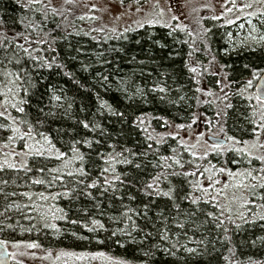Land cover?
<instances>
[{
	"label": "trees",
	"instance_id": "trees-1",
	"mask_svg": "<svg viewBox=\"0 0 264 264\" xmlns=\"http://www.w3.org/2000/svg\"><path fill=\"white\" fill-rule=\"evenodd\" d=\"M43 6L44 2L29 9L21 7L17 0H0V34L7 33L8 39L13 41L7 46V52L0 47V61H3L0 64V72L5 70V66L11 71L21 67L28 70L36 86L30 90V102L26 106L24 118L30 119L34 124L37 119L41 120L42 124H38L36 130L46 133L57 148L71 156L70 147L73 141L93 142L91 148L84 144L78 145L85 156L84 163L89 174L82 179L87 184L99 179L100 184L94 189L81 186L71 198L60 196L56 200L45 202L37 199L39 193L49 195L65 190L59 184L48 188L46 185L31 183L33 178L47 179V173L42 177L36 171L25 173L7 169L0 172V180L8 181L6 185L0 184V188H3L0 193V212L4 213L0 216V228H3V231H0V240L37 241L42 250L104 252L107 257L130 264H264V241L259 239L264 238V220L254 218L245 209L234 206L233 214L238 210L245 211L248 222L238 220L237 223L241 224L239 229L228 221L223 227L216 228L213 223H205L206 218L200 213L190 216L189 213L195 208L188 201H172L154 194L146 196L141 191L153 176L164 171L153 165L162 163L159 157L171 156L173 148L180 151L184 160L192 159L189 153L178 147V139H173L175 133L170 129L178 124L190 123L193 112L198 111L202 117L215 115V104L202 103L197 106L196 100L193 99L201 94L194 92L197 84L188 67L205 66L210 60L208 57L215 56L219 64L229 66L226 71L239 83L250 78L253 69H264V47H240L233 50L224 37L221 28L223 23L209 16L202 20L203 27L210 29L206 41L209 47L205 50L204 45L196 38L197 34L192 33L190 36L187 29L180 31L172 25L145 23L143 27L126 28L128 31H109L91 27L86 18L78 19L84 16L82 13L65 19L64 16L53 15L49 10L45 19ZM36 8L42 10L37 12ZM29 21L36 26L35 30L26 27ZM262 28L264 29V25ZM17 33L22 35L17 36ZM24 37H28V40ZM194 39L195 47L199 48V51H193L189 47ZM37 40L46 42L36 43ZM17 44L29 47L32 55L38 57L37 61L34 62L21 53L16 47ZM190 51L193 52L192 57L188 56ZM13 53H16V58L22 60L21 65L8 64L5 57L10 59ZM53 57L56 61L52 68L40 67L42 60L50 61ZM57 64L61 67H56ZM245 65L248 67L245 68ZM103 77H107V81H104ZM217 79V76L205 73L200 86L204 84L205 90H215ZM157 85L166 86L167 93L151 91ZM137 88L143 89L142 96L136 93ZM49 89L62 96L63 107L52 108V103L55 102L50 103L52 91ZM161 95L166 98L161 100ZM180 96L186 99L180 101ZM201 99L215 100L213 96H201ZM169 100L177 102L169 103ZM102 102H106L117 113H123V118L101 109ZM229 102L233 107L227 109L226 115L219 117L224 121L227 134L236 138H250L252 125L249 123V102L238 96H232ZM68 104H71L70 109ZM50 110L55 111L56 115L46 117L45 113ZM9 111L13 116L20 118L21 114L11 109ZM142 115L146 117V122L143 126H138L137 117ZM165 120L169 122L167 125H164ZM80 121L89 122L90 125L99 124L100 128L85 129ZM144 127H147L153 136L165 134L166 143L156 145L147 140L148 133L143 131ZM169 133L172 135H167ZM9 134L0 130V138H6ZM149 143L153 144V148L147 157H130L133 159L132 164H115L116 173L121 175L123 184L113 180L115 190L103 185L101 172L103 168L108 167L105 160L109 154L121 152L124 148L139 154L147 150ZM21 147L17 142V151ZM39 159L30 162L33 169L39 166ZM223 159L218 154L209 153L203 161L196 160L194 163H202L205 167L210 164L219 165V162H226L227 166L232 163L229 155H225ZM235 159L240 160L238 156ZM245 163L239 165L248 167ZM44 164L53 168L57 167L60 161L53 159L44 161ZM135 164H141V168L137 169ZM76 166H79V162ZM252 167L259 168V161H255ZM184 170L192 169L186 165ZM104 175L112 178L111 172ZM170 181L171 186L179 190V196H183L188 190V184L183 177H170ZM65 184L67 188L76 187L69 177H65ZM169 186L167 181H162L160 185L165 191ZM105 187H108L106 193ZM84 191H90L92 197L82 195ZM12 192H30L33 194V200L19 195H8ZM130 196L135 199H129ZM12 203L55 205L67 212V220L55 221L60 229L57 233L56 230L43 228L34 211L23 207H13L5 211V206ZM173 203H178L180 208L173 207ZM256 203L264 201L257 197L255 203L248 206L253 212L260 211L255 207ZM146 204L148 209L145 216ZM202 207L204 211L213 210L211 204ZM129 209L132 211L129 212ZM123 212H128L138 225L139 230L133 232L135 242L121 233L112 235L117 228H124L126 223L128 230H131L130 222L121 216ZM25 215L33 219H25ZM110 217L119 219L112 220ZM90 218L100 220L104 228L89 232L84 225L91 226ZM72 220L79 223L72 224ZM178 223L184 224V227H178ZM7 224L12 227H6ZM33 225L36 227L33 228ZM224 227L228 228V240L224 239ZM165 230L168 239L161 240L160 235ZM146 233L151 235L145 238ZM202 240L205 243H198ZM172 244L177 245L174 249L177 253L175 256L164 250ZM154 245L158 247H153ZM180 246L197 248L198 254L186 253ZM149 250L153 254L146 256L145 252ZM225 257L229 259L226 261Z\"/></svg>",
	"mask_w": 264,
	"mask_h": 264
},
{
	"label": "snow or ice",
	"instance_id": "snow-or-ice-1",
	"mask_svg": "<svg viewBox=\"0 0 264 264\" xmlns=\"http://www.w3.org/2000/svg\"><path fill=\"white\" fill-rule=\"evenodd\" d=\"M124 0H122V3ZM134 3L137 4L136 11L139 12L142 10L141 5L148 2V0H133ZM226 4L231 3V8H226V12L231 13L236 8V0H225ZM17 3L21 4V7H26L31 9L34 5H38L42 3V0H27V3H22V0H17ZM75 0H65V4H74ZM258 3L264 5V0H258ZM150 7L159 11L156 12L157 17H163L165 11L163 8H159V0H155V3H150ZM95 9V5L91 6ZM204 7H207L205 5ZM253 8L252 3H245L239 11L241 13L245 12V9ZM37 12L41 11V8L35 9ZM51 11L53 15H63L64 11H68V9L58 10L55 7L49 9L47 5L43 6V12L45 19H47V12ZM168 11L171 12V7L168 8ZM247 16H255L256 12H247ZM262 17V23H264V12L260 13ZM67 17H65L66 19ZM90 19H97V17L92 16ZM220 16H212L211 19L219 20ZM78 19H85V16H80ZM172 20L179 19L178 16L173 15L171 17ZM239 19V17H237ZM228 24L234 23L232 20L226 21ZM145 23H160L159 19L148 20ZM251 23V21H249ZM143 27V24H140ZM167 26V25H165ZM27 28H31L35 30V25L29 21L26 25ZM177 29L180 31H185L186 26L177 25ZM243 27V25H241ZM175 30V29H174ZM128 31V29H125ZM210 32V29L204 28L201 33L197 34V39H199L200 43L204 45L205 50L208 49L207 44V34ZM257 33V29L255 26L252 27L249 36L240 42L241 47H253L254 45L264 47V34L255 35ZM17 36H21V33H17ZM191 36L192 33L189 32ZM231 36V33H229ZM15 39V37L13 38ZM25 40H28V37H24ZM44 40H37L36 43H45ZM13 41L8 39L7 33L0 34V47L4 48L5 52L8 51V45L12 44ZM196 40H193V44H190L189 47L193 49V51H199V48L195 47ZM17 49L26 54L32 61H37L38 57L33 56L32 52L29 50V47H25L23 44H17ZM235 50V49H233ZM227 54V50H226ZM193 52L190 51L188 53L189 57H192ZM8 64H15L17 66L21 65L22 60L16 58V53H13L12 58H7ZM56 58L53 57L52 60H42L40 63L41 68H52L55 64ZM3 61H0L2 64ZM199 64V62H197ZM56 67H61V65H56ZM229 67L224 64H219L216 60V57L213 56L211 60H209L207 66L200 65L197 66H189L188 71L193 75V79L197 84V87L194 89L195 93L201 94L200 96H194L193 99L196 100L197 106L200 104H215L216 105V116L220 117L221 115L227 114V109L232 108L233 105L230 103V98L232 96H238L244 98L249 102V107L251 109L249 123L252 125V136L254 137L252 140H239L233 135H228L224 124L220 119H216L215 124L211 120H205V124L208 126V132H200L197 137V143L189 144L182 137L179 136L180 130L188 129L191 130L194 125H197L198 122L202 118V114L198 111L193 112L191 114L190 120L191 122L188 124H178L176 125L177 132L173 136V139H178V147L183 150V152L189 153L192 157L191 160H184L181 156L180 151L177 148L172 149L171 156H161L159 157V161L162 163L154 164V167H160L164 169V171L157 173L155 176L151 178V180L144 184L141 191L146 196H152L153 194L156 196L166 197L169 200H185L191 206H194L195 210L190 212V216H196L197 213H200L205 216V223H213L216 228H221L225 225V222L228 221L235 225L237 229L241 227L240 223L237 221H243L247 223V219L245 216V211H237L235 215L233 214V207L238 206V209H245L249 214H251L254 218H258L260 220H264V203H256L255 207L259 209L258 212H253L251 208L248 206L255 203L257 197L261 201H264V69H253L251 72L250 78L240 81L237 83L230 74L226 71V68ZM248 65H245L247 68ZM205 73H208L212 76H219V79L216 80V85L219 87V94H215L210 90H205L201 87V80ZM68 75V73H65ZM107 77H103L104 81H107ZM36 85L33 83L30 74L26 68H18L16 71L7 70V66H5V70L0 72V130L4 132H9L10 134L6 136V138H0V172H3L7 169H13L17 171H23L25 173H31L33 171L39 172L43 177L46 173L48 178H33L31 179V183L34 185H46L48 188H52L57 184L61 185L65 188L62 192H57L54 194L45 195L43 192L37 195V199L40 201H49L56 200L60 196L71 198L76 192L79 190L81 186L85 189H94L97 188L100 184V180H93L92 183H85L84 179L88 177V172L86 171L85 166V156L80 151L78 145L84 144L88 148L92 147V141L90 140H76L73 141L70 147L71 156L67 153L61 151L56 145L53 143L52 139L44 132L37 131V125L42 124V121L37 119V122L34 124L30 119H25L26 115V106L29 104V96L30 90L34 88ZM235 89V91H233ZM52 91V95L50 97V103H52L53 109H59L63 107L62 96ZM151 91L159 92L161 94H166L168 89L166 86L157 85ZM136 93L141 96L144 94L143 89L137 88ZM201 96H215V100H202ZM161 100H164L165 95H161ZM186 97L180 96L179 100L183 101ZM177 101L169 100V103H176ZM222 104L223 108L219 105ZM68 109L71 108V104H68ZM101 109H106L111 115H118L123 118V113H117L112 109L110 105L106 102H102L100 105ZM9 109L14 110L16 113L21 114L20 118L13 116ZM43 111V109H41ZM56 112L50 110L45 113V116H55ZM146 122L145 116L137 117V125L143 126ZM85 129L92 128V130L100 128L99 124L90 125L89 122L80 121ZM169 122L167 120L164 121V125H167ZM162 125V126H164ZM219 129V131H214V128ZM102 131V129H101ZM143 131L148 133L147 140L153 141L156 145L166 143V135L165 134H157V136H153L148 132V128L144 127ZM167 135H172L171 133ZM17 142L22 145L19 151L16 149ZM203 142L207 147L204 149L202 153L197 152V148L200 143ZM99 143V141H96ZM111 147V146H110ZM153 148V144L149 143L147 145V150L142 153H135L131 149L124 148L121 152H114L108 155V158L105 160V163L108 167L102 169L101 175L103 176V185H107L112 187L115 190V185L112 183L113 180L119 181L120 183H124L121 180V175L116 173L115 164H132L133 159L130 157H138L144 156L147 157L149 151ZM209 151L216 152L217 154H224L227 152H235L239 154L241 157L240 160L233 159V164H242L246 162L248 167H238L236 170L228 168L226 165L219 166L215 164H210L205 167L202 163L197 164L194 163L196 160L203 161L209 154ZM127 153L128 155H125ZM40 158L38 163L39 166L33 169L30 166V162L33 160H37ZM60 161V164L57 167L48 168L44 161L51 160ZM255 161H259L260 167L255 168L252 167ZM77 162H79V166H76ZM188 165L192 170L185 171V166ZM137 169L141 168V164H135ZM72 169V170H68ZM112 173V178L109 179L108 176L104 175L105 173ZM226 176V180H222L218 177ZM65 177L72 178L73 183L76 185L74 188H67L65 184ZM170 177H183L184 180L188 184V190L184 192L183 196L178 195V189L175 186H171ZM126 178V177H125ZM162 181L169 182V187L165 191L160 185ZM8 183L7 180H0V184L6 185ZM108 191V187L104 188V192ZM237 191L241 192L240 196H237ZM3 192V188H0V193ZM82 195L92 197V193L90 191H84L81 193ZM103 194V193H102ZM8 195L11 196H22L27 197L29 200H33V194L30 192H21L16 193L12 192ZM129 199H135L134 196H130ZM212 205L213 210L204 211L203 206ZM13 207L20 209L23 207L24 209H28L29 211H34L37 213L39 222L42 224L45 229H53L59 233L60 229L57 227L55 221L57 220H67V212L63 208L56 207L55 205L48 204H7L5 206V211L12 209ZM99 208V205L96 206ZM173 207L179 209L180 205L178 203H173ZM148 205H145V216L147 215ZM86 211V210H85ZM132 211L131 209L128 210ZM4 215V213L0 212V216ZM121 216L125 218L127 222L131 224V230H128V224L124 228H117L113 231L112 235L116 236L117 233H121L127 237L132 238L133 242L135 239L133 237V232L138 231V225H136L135 221L132 220V216L128 214V212L121 213ZM25 219H33V217L25 215ZM112 220H118V217H110ZM72 224H77L79 221L72 220ZM90 225H84L89 232H95L97 229H103L104 225L100 220L90 218ZM8 228H11V224L5 225ZM178 227L183 228L184 224L178 223ZM33 228L36 226L33 225ZM31 230V229H27ZM39 230V229H37ZM225 236L224 239L228 240L230 237L227 235L228 228L224 227ZM0 231H3V228H0ZM72 235H76V233H72ZM151 233H146L145 238L150 236ZM86 239V238H85ZM161 240H167V230H165L160 235ZM264 241V238H259ZM198 243L203 244L205 241H199ZM8 241L0 240V246H6ZM21 245L28 250H36L41 249V244L37 241L30 242H14L12 247L19 248ZM153 247H158V245H154ZM183 251L189 254H198L197 248H191L187 246H180ZM177 248L176 244H172L170 248L164 249L169 254L175 256L177 253L174 249ZM231 251V249H229ZM153 253L151 250L146 251V256H151ZM13 255L8 253L5 250L0 251V258L6 259L8 256ZM21 256H31L32 258H36V253L34 251L21 252ZM54 256V259H53ZM43 260H53V264H78V262H83V264H91V261L97 259L110 260V257H107L104 252H75V251H65L60 250L53 254L51 250H47L46 254L43 257H40ZM226 261L229 259L228 257L224 258ZM20 264H23L21 261ZM114 264H122V262L116 261Z\"/></svg>",
	"mask_w": 264,
	"mask_h": 264
},
{
	"label": "rangeland",
	"instance_id": "rangeland-1",
	"mask_svg": "<svg viewBox=\"0 0 264 264\" xmlns=\"http://www.w3.org/2000/svg\"><path fill=\"white\" fill-rule=\"evenodd\" d=\"M27 1V0H22ZM42 2L45 3L48 7L52 8L55 7L58 10L68 9V11H64L63 15L64 17H67V19H71L72 17L82 13L85 18L88 21L89 25L93 28L98 29H105L109 31H118L121 29L126 28H132V27H138L140 24H145V21L148 20H154L159 19L160 23H154V24H160V25H183L186 26V29L189 30L193 34H199L201 33L202 29H204L202 20L204 17H212V16H220L219 19L220 22L223 24L221 25V28L224 32V37L226 38L230 48H240V42L245 40L252 29L253 26L256 27L257 33H254L255 35L264 34V29L262 26L264 25L262 23V17L259 13L263 11V5L258 3L257 0H236V8L231 12H226V8H231L232 4L225 2V0H159V8H163L165 11V14L163 17H157L156 12L159 11L158 8L154 9L149 6L150 3H155V0H148V2L141 5L142 10L137 12V4L133 2V0H126L122 3V0H75L74 4H65V0H42ZM245 3H252L253 8L251 9H245L244 13H241L239 9L245 4ZM95 5V9H93L91 6ZM207 5V7H204ZM171 7L172 11L169 12L168 8ZM256 12L257 15L255 16H247V12ZM173 15H176L179 17L177 20H172L171 17ZM95 16L97 19H90L89 17ZM239 17V19H237ZM232 20L234 23L228 24L226 21ZM251 21V23H249ZM225 24V27H223ZM243 25V27H241ZM229 33H231V36H229ZM261 46L254 45L251 48H259ZM242 48V47H241ZM249 48V47H247ZM208 59H212V56L208 57ZM208 65V62L205 64V66ZM219 79V76H217ZM202 87L205 89V85L203 84ZM213 93L219 94V87L215 90H212ZM215 98V96H213ZM221 108H223V105H219ZM215 109V115L212 116H203L201 120L198 122L197 125H194L191 130L183 129L180 130L179 134L180 137H182L186 142L189 144H195L197 143L196 137L200 132H208V126L205 124V120H211L215 124L216 119H220L216 116ZM221 122L224 124V121L221 120ZM225 126V125H224ZM172 133L177 132V128L173 126V128L170 129ZM214 131H219L218 127L213 129ZM226 130V129H225ZM252 132V130H251ZM229 135V134H228ZM254 137L250 136V138H237L239 140H252ZM207 147L203 142L200 143L199 147L197 148V152L202 153L204 149ZM209 153L217 154L216 152L209 151ZM220 155V154H218ZM225 155L231 156L232 159H235L236 156L241 159L239 154L235 152H227L222 155L223 157ZM246 164V163H245ZM226 165V162H219V165L217 164V167ZM228 168H231L233 170H236L238 167H243L241 165L230 163V165L227 166ZM222 180H226L227 177H218ZM237 196L241 195L240 191H237ZM14 242L18 241H8V244L6 245V248L9 253L14 254L10 255L11 257V264H20L22 261L23 264H53V260H43L40 259V257H43L46 254L47 250L42 249H36V250H28L25 249L22 245L19 248L12 247V244ZM55 254L56 252L60 250L56 249H48ZM28 251H34L36 253V258H32L31 256H21V252H28ZM65 251H75V250H65ZM75 252H85V251H75ZM54 259V256H53ZM119 261L118 259L111 258L110 260H103V259H97L91 261V264H114V262ZM78 264H83V262H78ZM122 264H130L126 262H122Z\"/></svg>",
	"mask_w": 264,
	"mask_h": 264
},
{
	"label": "water",
	"instance_id": "water-1",
	"mask_svg": "<svg viewBox=\"0 0 264 264\" xmlns=\"http://www.w3.org/2000/svg\"><path fill=\"white\" fill-rule=\"evenodd\" d=\"M5 248L6 246H0V251L5 250ZM6 251L8 252L7 248H6ZM0 264H11V257L8 256L6 259L0 258Z\"/></svg>",
	"mask_w": 264,
	"mask_h": 264
}]
</instances>
